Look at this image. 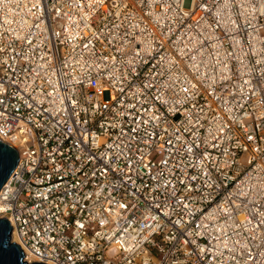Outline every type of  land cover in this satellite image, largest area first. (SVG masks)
<instances>
[{
    "label": "built area",
    "instance_id": "1",
    "mask_svg": "<svg viewBox=\"0 0 264 264\" xmlns=\"http://www.w3.org/2000/svg\"><path fill=\"white\" fill-rule=\"evenodd\" d=\"M0 137L28 262L264 264V0H0Z\"/></svg>",
    "mask_w": 264,
    "mask_h": 264
},
{
    "label": "water",
    "instance_id": "2",
    "mask_svg": "<svg viewBox=\"0 0 264 264\" xmlns=\"http://www.w3.org/2000/svg\"><path fill=\"white\" fill-rule=\"evenodd\" d=\"M18 150L0 137V191L19 164ZM12 225L7 218H0V264H47L28 262L21 246L12 240Z\"/></svg>",
    "mask_w": 264,
    "mask_h": 264
},
{
    "label": "bare ground",
    "instance_id": "3",
    "mask_svg": "<svg viewBox=\"0 0 264 264\" xmlns=\"http://www.w3.org/2000/svg\"><path fill=\"white\" fill-rule=\"evenodd\" d=\"M11 237H12V240H13V241L19 243L18 237L16 236V233H13V231H12V233H11ZM51 264H52V263H51Z\"/></svg>",
    "mask_w": 264,
    "mask_h": 264
}]
</instances>
